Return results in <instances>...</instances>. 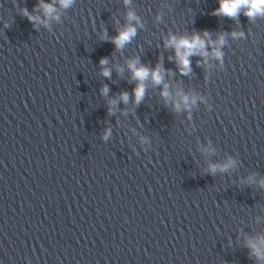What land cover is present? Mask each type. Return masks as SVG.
<instances>
[{
  "label": "clouds",
  "instance_id": "9594fccd",
  "mask_svg": "<svg viewBox=\"0 0 264 264\" xmlns=\"http://www.w3.org/2000/svg\"><path fill=\"white\" fill-rule=\"evenodd\" d=\"M127 3L128 0H125ZM60 3L64 7H68L72 0H60ZM45 11L46 13H51L53 11V8L51 5H46ZM241 8L247 9L245 12V15H247L249 18H252L256 16L257 14L264 15V0H220V7L215 10L214 14L216 15H226L228 17H236ZM24 15L28 16L29 20H36L38 18L32 17L28 15L27 10H24ZM128 18L130 20L136 19L133 13L128 14ZM136 34V30L134 27H127L124 30H121L118 32V34L112 38V42L115 44L117 49L123 48L125 44L130 42L132 37ZM205 35H208V33H205ZM236 35V34H234ZM221 43H223V38L221 37L220 40ZM166 45H170L175 48L176 55H177V62L178 66L180 68V71L183 74H186L187 71H190V59L189 57L192 55H206V52H200L199 50L205 48V41L201 39L199 35H193L191 39L188 38H180L177 39L175 36L170 37V39L166 42ZM215 55L219 57L221 55L220 52H216ZM101 65L107 64L106 59H101L100 61ZM128 68L132 72V78L137 81V86L133 90L135 102L139 104L144 97L145 94V85L144 81H146L149 76H151L152 81L159 85L162 83L163 77L161 75V67L157 65L155 69H149L143 65L138 66L137 60H131L128 62ZM104 76H110V71L108 69H104L103 73ZM103 91L106 93L107 88L105 87ZM165 97L168 96V92L164 91L162 93ZM121 99L127 103L128 101V93L123 92L121 93ZM183 101L185 105L187 106L188 97H183ZM112 103H115L113 101ZM176 108L179 109V104L176 105ZM108 132L105 133V138H107ZM212 170H215V165L211 166ZM249 247L252 248L255 255H257L258 258L264 256V251H262L260 248H258L256 245L249 243Z\"/></svg>",
  "mask_w": 264,
  "mask_h": 264
}]
</instances>
